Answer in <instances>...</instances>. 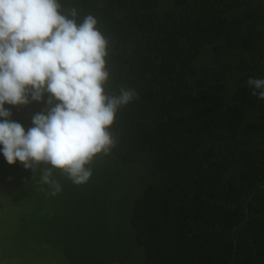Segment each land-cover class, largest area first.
Instances as JSON below:
<instances>
[{"label": "trees", "instance_id": "trees-1", "mask_svg": "<svg viewBox=\"0 0 264 264\" xmlns=\"http://www.w3.org/2000/svg\"><path fill=\"white\" fill-rule=\"evenodd\" d=\"M59 3L77 22L93 15L108 39L106 91L137 95L84 184L53 170V195L43 166L32 173L0 153V198L18 197L0 258L264 264V100L247 84L264 78V0ZM5 107L27 130L44 103Z\"/></svg>", "mask_w": 264, "mask_h": 264}, {"label": "clouds", "instance_id": "clouds-1", "mask_svg": "<svg viewBox=\"0 0 264 264\" xmlns=\"http://www.w3.org/2000/svg\"><path fill=\"white\" fill-rule=\"evenodd\" d=\"M77 16L59 0H0V153L32 173L43 166L41 183L53 195L61 190L53 170L76 185L88 182L94 158L117 143L110 129L118 109L137 95L106 91L109 41L93 15ZM247 84L264 100V78ZM42 101L27 130L5 107Z\"/></svg>", "mask_w": 264, "mask_h": 264}, {"label": "rangeland", "instance_id": "rangeland-1", "mask_svg": "<svg viewBox=\"0 0 264 264\" xmlns=\"http://www.w3.org/2000/svg\"><path fill=\"white\" fill-rule=\"evenodd\" d=\"M5 199L9 200L11 206H6L7 204H5V202H2L3 206L0 205V254L4 253L3 250L5 249V247H7L3 240V237L9 233L10 224L13 222L14 219L17 218L16 214L18 212V209L15 206L18 197H12L11 194L8 193L5 198H0V203ZM0 264H26V262L23 259L19 258H16L14 260H5L0 258Z\"/></svg>", "mask_w": 264, "mask_h": 264}]
</instances>
